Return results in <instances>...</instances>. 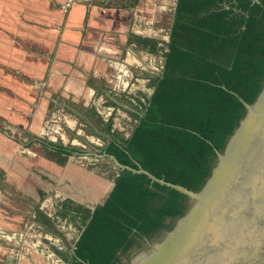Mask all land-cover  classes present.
I'll list each match as a JSON object with an SVG mask.
<instances>
[{
    "label": "crops",
    "instance_id": "crops-1",
    "mask_svg": "<svg viewBox=\"0 0 264 264\" xmlns=\"http://www.w3.org/2000/svg\"><path fill=\"white\" fill-rule=\"evenodd\" d=\"M176 3L0 0V171L10 184L3 189L38 200L32 187L42 183L40 200L53 204L56 199V211L58 201L62 205L67 199L66 188L89 190L100 201L116 176L105 187L104 163L112 160L117 166L103 152L108 142L82 128L63 107L55 110L51 98L82 103L84 110L78 108L89 112L99 129L110 124L111 136L129 137L143 114L138 107L163 70ZM71 148L76 150L66 151ZM35 211L51 223L41 209ZM36 221L31 224L39 229ZM28 223L26 217L0 219V228L16 231L0 233V241L19 245L5 252L3 264H20L28 238L37 243L42 237L40 229L29 232Z\"/></svg>",
    "mask_w": 264,
    "mask_h": 264
},
{
    "label": "trees",
    "instance_id": "trees-1",
    "mask_svg": "<svg viewBox=\"0 0 264 264\" xmlns=\"http://www.w3.org/2000/svg\"><path fill=\"white\" fill-rule=\"evenodd\" d=\"M152 84L130 136H112L103 147L123 167L95 207L83 209L73 245L39 225L68 249L66 264H114L134 235L183 216L185 194L158 180L197 194L209 188L217 153L225 155L248 119L245 105L258 110L264 99V0H177L162 74ZM100 129L113 135L110 124ZM33 184L42 199V183Z\"/></svg>",
    "mask_w": 264,
    "mask_h": 264
},
{
    "label": "water",
    "instance_id": "water-1",
    "mask_svg": "<svg viewBox=\"0 0 264 264\" xmlns=\"http://www.w3.org/2000/svg\"><path fill=\"white\" fill-rule=\"evenodd\" d=\"M51 101L82 120L92 134L111 141V134L77 106ZM245 106L248 119L225 155L217 153L220 162L208 189L197 194L158 180L190 197L195 207L186 210L145 264H264V99L258 110Z\"/></svg>",
    "mask_w": 264,
    "mask_h": 264
},
{
    "label": "rangeland",
    "instance_id": "rangeland-1",
    "mask_svg": "<svg viewBox=\"0 0 264 264\" xmlns=\"http://www.w3.org/2000/svg\"><path fill=\"white\" fill-rule=\"evenodd\" d=\"M58 100H62V99H58ZM142 100L143 99H141V101ZM68 102L84 110V107H82L83 106L82 103H73L70 100H68ZM123 104L127 105L128 103L123 102ZM141 107L140 108L138 107L139 112L140 110H142ZM57 109L58 110L62 109V107H58L55 110ZM56 112L57 111H55V113ZM72 115L73 114L71 113V116ZM77 122L80 124L82 128L85 127V129L90 131L89 127H87L82 120H77ZM119 124H123V123L119 122ZM126 124L127 122H125V125ZM132 127L133 126L131 123L129 127L125 126V130L122 131V135L126 137V135L130 132ZM57 140L59 139L57 138ZM104 164L107 167L102 171L105 170L107 173V171L109 170L107 173L108 179H106L107 185L105 184V187L106 186L108 187V185L112 180L111 178H113V176L116 175L117 171L112 167V160H108V162H105ZM31 170H33V167L31 168ZM3 184H6L7 186L10 185L9 182L5 181L4 177H1V171H0V219L26 217L29 220L28 223L29 232L40 231L35 226V224L34 225L31 224L32 222H37L36 219H38L41 227L46 228L50 231H52L53 229H57L63 235V237L66 239L69 245H73V242L77 236L79 228H81V225L83 224V220L87 214L85 210L91 208L94 203H98L96 199L99 195L94 194L95 197L93 198L92 192H90L89 194V190H87V192L84 193L83 190L77 189L75 187L73 189L66 188L63 191L65 195H68L66 197L67 198L66 200L69 201L65 200L64 202H62L61 205V202L59 200L58 201L59 203L57 202L58 208L56 211V199L53 198L52 201L53 204H51L46 200L41 201L40 199L38 200L35 199L28 192L27 193L29 195L27 194L23 195L20 192H18V195L13 193H8L5 189H3L2 187ZM22 190L25 191V189ZM23 196H28L29 201L26 202V199L23 200L22 199ZM84 197L88 199L87 202L82 201V198ZM71 198H74L75 201H72ZM185 199H186V204L188 201H189L188 203L192 202L191 201L192 199L187 195H185ZM160 200H161L160 198L156 197L152 200V203L156 205L160 202ZM81 202H85L84 204L86 206H81L82 205ZM35 208L41 209L45 213L44 217L48 216L49 221L51 220V223H49L46 218H42V216H40L38 212L35 211ZM187 209L188 207L184 210V213L186 212ZM181 217L165 218L163 225L157 231L149 235H138V234L134 235V242L132 243L130 248L124 251L122 250L117 251L116 258L113 263L114 264H145L152 255V253L165 239V237L169 234V232L174 228V226L177 224V222L180 220ZM31 219L33 221H31ZM17 225L19 227L16 229V231L19 228H21L20 223H18ZM48 230L44 232L42 231L43 232L41 233L42 237L38 239L37 243L35 242V239L33 237L28 238V242H27L28 244L25 248V250L27 251L23 250L22 252L24 254L23 256H25V254L27 255L25 257H21L20 264H66L67 263L66 255L68 249H66L65 246H63L62 249H59V246H61V244H59V242L56 240L55 235H53V233H51ZM16 231L15 230L6 231L3 228H0V233H8L9 235H13V233H16ZM18 247L19 245L15 242H11L9 244V242L0 241V256H2L0 257V264L4 263L2 262V260H4L3 255L5 254V252ZM149 253L151 254L148 257ZM11 260H13V258ZM17 260L18 258L14 259L13 260L14 263H16Z\"/></svg>",
    "mask_w": 264,
    "mask_h": 264
},
{
    "label": "flooded vegetation",
    "instance_id": "flooded-vegetation-1",
    "mask_svg": "<svg viewBox=\"0 0 264 264\" xmlns=\"http://www.w3.org/2000/svg\"><path fill=\"white\" fill-rule=\"evenodd\" d=\"M243 124H244V123H243ZM243 124H242V126H243ZM242 126H241V128H242ZM241 128H240V129H241ZM239 131H240V130H239ZM238 133H239V132H238ZM236 136H237V135H235V136L232 137L233 139H232L231 143L233 142V140L235 139ZM231 143H230V145H231ZM219 162H220V160H219L218 158H216V161H215L216 165H217ZM191 201H192V202H190V203H188L189 201L187 202V207L189 208L188 211H190V212H192V210H193L194 207H195V202H194L193 200H191ZM187 207H186V208H187ZM170 218H171V217H170ZM55 230H57V229H55ZM151 250H152V249H151ZM151 250H150V251H151ZM150 251H149V252H150ZM151 253H152V252H151ZM151 253H149L148 257L150 256Z\"/></svg>",
    "mask_w": 264,
    "mask_h": 264
},
{
    "label": "bare ground",
    "instance_id": "bare-ground-1",
    "mask_svg": "<svg viewBox=\"0 0 264 264\" xmlns=\"http://www.w3.org/2000/svg\"><path fill=\"white\" fill-rule=\"evenodd\" d=\"M243 108H245V107H243ZM221 154V153H220ZM107 158V157H106Z\"/></svg>",
    "mask_w": 264,
    "mask_h": 264
}]
</instances>
